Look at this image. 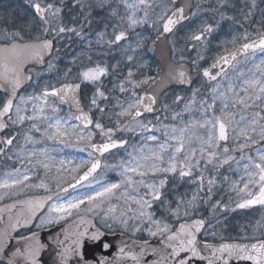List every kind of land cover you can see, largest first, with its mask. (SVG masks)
I'll use <instances>...</instances> for the list:
<instances>
[{
	"label": "snow or ice",
	"instance_id": "6c2138e0",
	"mask_svg": "<svg viewBox=\"0 0 264 264\" xmlns=\"http://www.w3.org/2000/svg\"><path fill=\"white\" fill-rule=\"evenodd\" d=\"M27 2L34 14L32 24L39 34L25 41L20 31L0 30V41H3L0 43V131L22 125L25 121H39L45 125L42 139L57 140L74 132L76 126L70 129L68 120L57 115L60 109L54 103H50V97L58 98L61 104L74 107L77 114L73 118L81 121L85 129L93 124L90 115L81 107L77 95L81 83L68 82L71 68L66 69L64 82H60L59 86L45 83L39 94L19 95L23 85L33 78L25 74L24 63L26 61L45 63L46 56L51 55L54 50L58 51L54 48V41L67 35L69 38L75 36L84 41L89 50L93 49L95 44L101 48L119 51L122 61L113 65V70L117 69L121 62L127 65L123 77L114 85V90L126 94L123 99L115 97L114 107L119 109L113 113L117 117L115 121L117 128L105 129L101 123L96 122L94 127L106 141L101 144L92 143L94 132L75 133L78 140L87 142L92 149L89 156H92L93 152L102 156L113 148L126 145L128 143L126 140L112 139L115 131L138 134L162 132L164 139L161 141L155 134L144 136L146 141L156 142L157 146L153 148L145 144L139 149H134L133 153H128L131 159L115 166L121 169V179L118 183L102 185L86 197L52 204L47 217L41 218L38 225L44 227L58 223L72 216L74 212H79L81 205H86V211L99 215L101 222L109 230L112 224L116 223L132 237L137 233H146L149 239L122 241L113 260H109L107 256L89 259L85 251L86 242L96 244L103 241L104 252H109L113 248V243L104 240L105 233L100 228L92 225L90 229L88 225L91 221L83 216L73 230H65L62 238L54 236L50 244L43 243L37 232L14 235L18 229L27 227L32 222L37 209L42 208L45 203L43 199L24 201L21 202L24 209L15 214L12 213V209L16 208V204L0 208V213H8L7 226L0 230V264H43L42 253L50 247L55 250L54 264H149L146 260L148 256L154 257L150 264H194V260L204 261L206 264H230L233 259L251 264H264V231L260 230L264 225L259 221L253 234L244 237L248 243L223 242L225 239L223 236L220 237L222 241L220 243L202 238L205 234L213 238L217 236V225L220 221L215 217L219 212L247 209L256 205L264 207V147H256L264 142V58L258 63L254 62L257 50L264 53V33H260L259 38L255 40H250L247 31H244L241 37H233L230 43L234 50L228 51L226 48L227 55H220L209 68L202 69V75L211 81H216L217 77H228L225 65L235 70V77L230 79L226 88L217 83L211 89V102L203 98L197 101L199 89H196L186 102L183 96H174L172 104L179 105L184 102L182 111L185 113L192 112L193 105H198L195 111L201 114L200 119L190 120L181 125H169L160 122L159 117H156L158 123H153L152 120H145L142 117L157 110L158 90L161 84L165 81L192 83L184 52L193 50L197 52V57L191 60V64L199 68V61L205 59L203 53L207 50L209 37L219 29L220 23L230 20L240 24L234 16L227 15L228 8H235L233 0H213L207 9L210 15L207 18H200L199 22L185 33L184 48L176 49L173 43V51L180 54L175 63L169 64L166 76L160 80L154 76L137 78V71L144 67L140 52L146 44V39L136 29L147 25L156 32V40L166 39L174 34L183 22H191L200 16L203 11L200 4H196V10L193 11L192 0H74L79 15L66 21L63 16L65 0ZM255 6L256 0H251V7ZM94 10L106 11L107 18L103 30L96 31L93 40L90 38L93 35L90 26L93 23ZM250 17L251 11H248L244 15V20L247 21ZM129 33L132 34L131 38ZM241 38L245 42L235 47ZM156 40L152 41L153 45ZM240 53L244 54L246 62L252 64L247 71L237 67V57ZM86 59L89 62L92 60L91 56H86ZM77 60L78 57L74 58L72 63L76 64ZM80 63L83 64V61ZM47 67L52 71L56 65L49 61ZM212 69L219 71L213 74ZM109 74L108 65L95 63L94 66L79 71L76 77L78 81L96 85L90 98V105L101 113H105V109L98 101L110 100V93L102 90V77ZM236 80L240 83H235ZM145 86L147 88L143 94L137 91ZM170 107L168 104L163 105L165 110H169ZM180 116L181 112H174L172 119ZM122 118L127 119L122 123ZM197 128L205 130L204 134L190 131ZM31 129L37 132L41 130L37 123L31 124L29 131ZM230 139L235 145L231 149L227 145ZM14 140L16 136L0 139V155L7 154ZM40 142L25 134L24 146L20 147L17 155L28 159L29 163H33L31 158H36L35 164H40L45 170L50 171V165L46 162L50 159L47 149L25 150L26 145ZM233 152H240V157L237 158ZM241 161H244L242 166ZM233 163L241 170L238 181L230 180L228 176L223 177V180L229 183L230 190L239 197L234 201L235 207L231 208L229 204H222L219 200L211 202L217 179L215 176L206 177V173L209 166L218 173L225 165L231 168ZM60 164L63 166L64 161H60ZM81 167H86L87 171L83 175L73 176L77 184L88 181L90 177L95 179L93 174L101 168V160L94 158L82 161L71 171L79 172ZM28 171L26 169L21 172L20 169H15L13 173L6 174L8 178L0 180V189L7 190L0 194V200L9 193L18 194L25 187L48 188L44 181L36 185L27 184L26 182L31 179ZM177 172L181 180L193 177L195 172L196 175L190 183L195 184L197 188L190 198L178 195L175 200H169L164 192L168 184L167 175L161 179L151 178L161 174L175 175ZM56 183L59 187L60 177H57ZM75 186L69 184V187ZM113 198L122 201V206L109 203L107 208H103V205ZM157 203L166 215L157 216L154 210ZM203 205L209 207L210 218L198 215ZM0 220H4L3 215H0ZM80 225L84 227L81 228ZM257 231L259 234H256ZM150 239L157 240L158 246H153Z\"/></svg>",
	"mask_w": 264,
	"mask_h": 264
},
{
	"label": "rangeland",
	"instance_id": "374dc122",
	"mask_svg": "<svg viewBox=\"0 0 264 264\" xmlns=\"http://www.w3.org/2000/svg\"><path fill=\"white\" fill-rule=\"evenodd\" d=\"M212 3L213 0H196L195 5L200 4L203 11H201L199 17H197L191 22L188 21L184 25L180 26V28H178L174 32V34L171 35L170 43L172 44V47L174 43L176 49L184 48L186 43L185 33L190 27L197 24L200 18H207L208 15H210L207 9ZM233 3L235 4V8H228L227 15L234 16L237 20L240 21V24H237L234 21L230 20H224L220 23L219 29L209 37L207 50L203 53L205 59L199 61V68L210 63L222 53L226 52V48L228 49V51L234 49V46L230 43V41L233 39V37H241L244 31H247L249 33V38L257 36L260 33H264V0H256V6L254 8L251 7V0H233ZM195 10L196 8L194 6L193 11ZM248 11H251V17L250 19L245 21L244 15ZM33 15L34 14L32 12V9L29 7L27 0H21L17 3H14V1H5L0 4V23L2 21H5L6 23H10L11 27L10 29H7L6 27L2 28L0 26V30L6 29L9 32L20 31L21 34L24 35L25 39L34 38L39 33L37 32L35 25L32 24ZM78 15L79 9L76 7L74 0H65L63 12L64 19L67 21L71 17ZM92 15L94 19L92 25L90 26V30L92 31L93 35L90 38L94 40V33L96 31L103 30L105 20L107 18V13L104 10H94ZM241 24L243 25V28H241ZM88 30L89 29L86 27V31ZM136 31L141 33V35L146 39V44L140 52V58L144 64V67L139 68V70L137 71V78H144L146 76L156 77L159 70V66L154 55L152 43L154 37L156 36V32L147 25L143 27H138ZM129 36L131 38L132 34L129 33ZM58 40H60V43L58 44V51L52 59V62L56 65L55 69L49 71L48 67L44 69L31 68V70L35 73V80L20 95L39 94L42 86L45 83H51L58 86L60 82H64V72L68 68L72 69V72L69 74L68 81H78L76 80V77L79 71L84 70V68L86 67L94 66L95 63L106 64L109 67L110 74L106 77H102V90H104L106 93H110V100L107 102L98 101L101 107L105 109V113H101L98 109L92 108L90 105V98L94 93L96 85L82 81L80 82H82L83 84L84 102L87 108H89L93 113L95 117V123H101L105 129H116L117 125L115 121L117 117L113 113L118 112L119 109L114 107L115 97L119 96L121 99H123L126 95L119 93L118 90H114V85L117 84V82L123 77L127 68V65L123 62L119 64V67L117 69L113 70L112 68V66L116 65L118 61H122V57L119 51L101 48L100 46H97L95 44L93 45V49L89 50L87 48V44L75 36L69 38V36L66 35L62 39ZM243 41L244 40L242 38L239 39L235 47ZM179 54L180 53L178 51H173V58L177 60ZM255 55L256 59L254 62L256 63H258L261 58H264V53L258 52ZM86 56H91V62L86 59ZM184 56L187 59L186 61L191 64V60L197 57V52L195 50L185 51ZM77 57L79 58V60H77L76 64H73V59ZM189 57H191L192 59ZM80 61H83V64H81ZM236 63L237 67L240 70L244 71H247V69L252 66L251 62H246L244 57L239 59ZM233 77H235V70L231 68L228 71V77H222L219 81L213 83L212 85L205 87L204 81H202L203 79H201L199 83L195 84L190 89L170 90L163 96V105H170V109L165 110L163 108L159 114L155 116H146L142 119L152 120L153 123H158L156 117H159L160 122L169 125H181L182 123H186L190 120L200 119L201 114L195 111L198 105H193L194 110L192 112L185 113L182 111L183 103L192 97V93L196 91V89L200 90L196 97L197 101L203 98L211 102V89L215 87L217 83H220L222 87L226 88L230 79ZM235 83L239 84L240 81L236 80ZM143 89L144 88L138 89L137 91L141 93ZM176 95L183 96L185 98V101L181 102L179 105H173L172 100ZM49 101L50 103H54L57 107H59L60 111L57 113V115L61 117V119L66 118L68 120V126L70 129L72 126L76 127L75 131L71 132L67 136H63L57 140H49L46 138L42 139L43 133L45 131V125L41 124L39 121H25V123L22 125L11 126V129H13L14 131H23V133H20L18 138L13 142V149L14 152H16L15 154L19 152L21 146H24V135L29 134L34 139L39 140L41 142L35 145L28 144L26 145L25 150H31L33 148L37 150L47 149V155L48 157H50V159H48L46 162L49 163L51 170L47 171L41 165L42 173L40 174L41 181H44V183L48 185V188L45 189L37 187H26L28 191L37 190L38 192H41L55 189L57 188V177L61 178V183L59 185L60 187L74 180L73 176H78L86 168L81 167L79 169V172L71 171L76 165H80L82 161H89L90 159L95 158L94 152L92 153V156H89V152H92V150L88 146L87 142L78 140L75 133H78L80 131H84L85 134H87L88 131L94 132L95 135L92 139V143L95 141L105 140L101 137L100 131L94 127L95 124L92 127L85 129L80 121L75 120L73 118L75 113L72 110L61 106L58 103L57 98L50 97ZM218 109L219 102L217 103V114H219ZM174 112H181V116L173 120L172 116ZM210 114L211 112L209 113V115ZM126 119L127 118H122L121 122L123 123ZM33 123L38 124L41 129L40 132L35 131V129H31V131H29L31 124ZM190 131H195L197 134L203 135L205 130L197 128ZM117 133H124V135H126L130 139L129 146L125 149L118 150L109 154L105 158L103 168L95 176V179L92 178L80 187L61 195L59 198L53 201L49 205L47 211L38 219L37 226L40 225L41 218L47 217L49 208L52 204L66 203L69 200L86 197L87 195L93 193L95 190H98L102 185L109 183H118L121 179V169L115 166L119 165L123 161L131 159L128 153H133L134 149H139L145 144L153 148L157 146L156 142L146 141L144 139V136L155 134L161 138V141H163L164 139L162 132L138 134L134 132L115 131L114 135ZM227 145L230 147V149L234 148L235 146L231 139L227 142ZM223 146L224 145L222 143V147ZM256 147H264V142H261L260 145H256ZM233 155L239 158L241 153L233 152ZM165 157H167V154H165ZM40 159L44 158L40 157ZM60 161H64L63 166H61ZM27 163L31 164L29 163L28 159ZM243 163L244 161L240 162L241 166L243 165ZM105 165L111 167H105ZM34 172L35 168L28 171V175L32 178ZM240 174L241 170L235 163L232 164L231 168L225 165L219 170L218 173L214 168L209 166V169L206 173V177L215 176L217 179V186L213 189L211 202L219 200L222 204H229L231 208H234V201L238 200L239 197H237L236 194L230 190L229 183L224 181L223 177L228 176L230 180L238 181ZM164 175H167L168 178V184L165 187L164 192L169 200H175L178 195H186L187 198H190L191 194L196 191L197 186L195 184L190 183V180L193 179L196 175L195 172L193 177H186L183 180L179 178L178 172L175 175L161 174L151 179H161L164 178ZM97 181H99V183H97ZM40 182H38L37 184H39ZM26 183L29 185H36L34 181L32 182L30 180ZM201 195H204V193H201ZM109 203L118 204L122 206V201H118L117 199L113 198L110 202H106L103 205V208H107L109 206ZM154 210L156 211L157 216L166 215L163 208L158 203L154 205ZM227 212H219L218 215L215 217V219H218L219 217L218 220L220 221V224L217 225V236L213 238L205 234L203 235L205 239L219 240L221 236H223L224 238H233V236L235 235V237L244 238L253 234L258 221L261 225H264V207L262 206L256 205L247 209H236L235 211L229 210ZM80 213H87L94 216L103 228L109 230L103 225L99 215H94L86 211V205H81V209L79 212H74L72 216L66 217L64 220H67ZM202 213H208V215L210 216V210L207 205L201 206L198 215H203ZM224 214H226L227 216H225ZM64 220H61L59 222H62ZM213 222H215V220H213ZM222 222H225L227 225H229L224 227ZM228 227L229 229H226ZM114 230L123 231V229H121L116 223L112 224V227L109 231ZM260 230L264 231V228H261ZM256 234H259V232L257 231ZM136 237L148 238L146 233H137Z\"/></svg>",
	"mask_w": 264,
	"mask_h": 264
},
{
	"label": "water",
	"instance_id": "95a60500",
	"mask_svg": "<svg viewBox=\"0 0 264 264\" xmlns=\"http://www.w3.org/2000/svg\"><path fill=\"white\" fill-rule=\"evenodd\" d=\"M195 2H196V0H192L193 9H194ZM186 22L187 21L183 22L182 24H184ZM170 36L171 35H169L166 39H162V40H156V36L154 38V40H156V43H155V45H153V50H154V53H155L156 60H157V62L159 64V67H160L159 73L156 76L157 80H160L161 78H164L166 76L167 71H168L169 64H172V63L176 62V60L173 59V47H172V45H171V43L169 41ZM258 38H259V36H256V37L250 38V40H255V39H258ZM28 40H30V39H25V41H28ZM0 43H3V42H0ZM54 47H55V42H54ZM237 47H239V45ZM233 50L234 49H232L230 51H233ZM257 52H258V50H257ZM53 53H54V51L51 53V55L45 57V63H43V64H39V63H36L34 61H26L24 63L23 70H24L25 74L26 75H31L33 78H32L31 81H27L23 85V87L21 88V90L19 92V95L26 87L31 85L32 82L34 81V78H35L34 72L31 71L29 68H32V67L44 68V67H46L48 62H49V60H50V58L53 56ZM221 55H227V52H225V53H223ZM243 56H244V54L240 53L238 55V57H237V60L242 58ZM214 62H215V60L212 63H214ZM212 63H210L209 65L203 66L202 68L195 69L189 62L186 61L187 67L190 69V75L192 76V83L191 84H180V83H167V81H165V83L161 84V87L158 90L159 94H158V104L156 106L157 110L154 113H149V114H146V115L158 114L163 108L162 96H163V94L166 91H168V90H170L172 88H190V87H192L193 84L195 83V81L199 77H204L202 75V69L203 68H209ZM224 67H225L226 71H228L231 68L228 65H225ZM217 71H219V69H212L213 74H215ZM205 78L207 80H209V78H207V77H205ZM219 78L220 77H217V80ZM209 81H211V80H209ZM68 82H79V81H68ZM146 88H147V86L142 90L141 94H143V92L146 90ZM82 92H83V85L81 83V88H80V90H79L77 95H78V97L80 99L81 107L83 108L84 112L88 113L90 115L92 121H93V124L91 126H89V127H92L95 124V118L93 117L91 111L87 108V106H86V104L84 102V99H83V93ZM57 101H58V103L61 106L66 107L68 109H71L73 112L76 113V110H75L74 107H71L68 104H61L59 102L58 98H57ZM112 139L113 140H121V139H123V140H126L128 143L126 145H124L123 147L113 148L108 153H104L102 156L100 154H98V153H95L96 154L95 158H98V159L101 160V168L98 169L96 171V173L93 174L94 177L102 169L103 163H104V158L106 157V155H108L109 153L113 152L114 150H117V149H120V148H125L129 144V139L128 138H121L119 136H115ZM104 142H106V141L105 140L104 141H95L93 143L101 144V143H104ZM85 171H87V168H85L79 175H83V173ZM90 179H92V177H90L89 180ZM86 182L87 181H82L80 184H77L76 180L74 179V180H72V181H70V182H68V183H66V184H64V185H62L60 187H57L55 189H51V190H47V191L39 192V193H30V194H26V195H23V196L18 197V198H14V199H12V200H10L8 202H5V203L1 204L0 208H5L7 205H11V204H16V208L12 209V213L15 214V213L21 211L22 209H24V205L21 202H24V201H38V200H41V199L45 200L44 206L42 208H38L37 209L36 214H35L32 222L27 227H22V228L18 229L16 232L13 233L14 235H18V233L23 231V230H31L34 227V225H35L37 219L39 218V216L41 214H43L47 210L48 206L54 200H56L61 195L66 194V193L78 188L79 186H81L82 184H84ZM69 184H75L76 186L74 188H72V187H69ZM63 189H67V191H64ZM48 197H51V199H47ZM0 215L4 216V220H0V223H1L0 224V230H2L4 227L7 226L8 213H0ZM81 216H83L85 219L91 221V224L88 225V227L90 229H91L92 225H95L97 228H100L101 231H103L105 233L104 240L105 241H111L113 243V248L110 249L109 252H104L103 247H102L103 241H101L99 243H96V244H92V243L86 242L85 251H86V255L88 256L89 259H93L94 260V259H98L101 256H107V258L109 260H113L116 257L117 250L121 246L122 241L128 240L130 242L131 239H135V240H138V241H143L145 239H149V238H140V237H136V236L132 237L131 234H129L127 232H124L122 230H116V231L106 230L98 223L97 219L94 216H92L90 214H87V213L77 214V215H75V216H73V217H71V218H69L67 220H64L62 222H59V223H56V224H53V225H50V226H46V227H43V228H40V229H37V230H32L31 232H37L39 237H40V239H41V241L43 243L50 244L54 236H61V238H62V235L65 232V230H68V231L73 230L76 227V224L79 222V219H80ZM80 227L83 228L84 225H80ZM31 232L26 233L25 235L31 234ZM203 239H205V238H203ZM207 240L209 242H213V243L222 242L221 240H211V239H207ZM223 242H228V243H233V242L248 243L249 241L248 240H241V239H228V238H225ZM150 243L153 246H158V241L155 240V239H150ZM54 251H55L54 248L50 247V248H47L42 253V257L41 258H42L43 264H54V260H55ZM152 259H154V257H152V256L146 257V260L149 262V264H150V261ZM194 264H206V262L199 261V260H194ZM230 264H251V262L238 261V260L233 259L230 262Z\"/></svg>",
	"mask_w": 264,
	"mask_h": 264
},
{
	"label": "flooded vegetation",
	"instance_id": "af4514ba",
	"mask_svg": "<svg viewBox=\"0 0 264 264\" xmlns=\"http://www.w3.org/2000/svg\"><path fill=\"white\" fill-rule=\"evenodd\" d=\"M5 1L9 2V1H21V0H0V4L5 2ZM10 25H11L10 23H6L5 21H2L0 23V26L2 28L6 27L7 29H10V27H11ZM0 42H3V41H0ZM54 42H55L54 48L58 49V44L60 43V40H56ZM56 53H57V51L54 50V56ZM20 133H23V131H20V130L14 131L13 129H11V127H9L3 131H0V139L5 138V137H11V136H16V139H17ZM124 136H126V135H124V133L120 134V137H124ZM15 153L16 152H14L13 145H12L10 147V150H7L6 155H0V180L8 178V176L6 174L7 173H13L15 169H20L21 172H24L26 169L30 171V170L35 168L34 175L30 179V181H32V182L34 181L36 184L38 182H40L41 181L40 174L42 173V167L40 164L34 163L36 158H32L34 160L33 163L28 164L27 159H24L22 156L18 157V155ZM5 191H7V190L0 189V194H3ZM29 193H38V191L37 190L28 191L27 188L25 187V188H23V190L19 191L18 194L9 193V195L5 196V198L3 200H0V205L5 203V202H8L14 198H18V197H21V196L29 194ZM37 222H38V220H37ZM37 222H36L33 230L41 228V227L37 226ZM28 232L29 231H22L19 234H26Z\"/></svg>",
	"mask_w": 264,
	"mask_h": 264
},
{
	"label": "trees",
	"instance_id": "16d2710c",
	"mask_svg": "<svg viewBox=\"0 0 264 264\" xmlns=\"http://www.w3.org/2000/svg\"><path fill=\"white\" fill-rule=\"evenodd\" d=\"M17 2H18V1H14V3H17ZM17 17H18V16H17ZM12 20H13V19H12ZM19 20H20V19H19ZM179 28H180V27H179ZM189 58H191V57H189ZM191 59H192V58H191ZM186 60H187V59H186ZM51 61H52V60H51ZM201 79H202V78H199L195 84L199 83V81H200ZM202 81H204V85H205V87L213 84V83H211V82L205 80L204 78H203ZM182 90H186V88H184V89H182ZM202 214H203V216H205L206 218H210V216L208 215V213H202ZM227 214H228V212H227ZM224 215L227 216L226 214H224ZM218 219H219V217H218ZM222 224H223L224 227L229 225V224L227 225L225 222H224V223L222 222ZM226 229H229V227L226 228ZM235 236H236V235H235ZM235 236H233V237H235Z\"/></svg>",
	"mask_w": 264,
	"mask_h": 264
}]
</instances>
